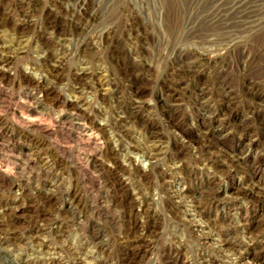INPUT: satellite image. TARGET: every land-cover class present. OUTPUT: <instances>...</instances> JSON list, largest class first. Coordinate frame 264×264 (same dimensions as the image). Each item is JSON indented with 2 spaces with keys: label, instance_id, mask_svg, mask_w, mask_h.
<instances>
[{
  "label": "rangeland",
  "instance_id": "obj_1",
  "mask_svg": "<svg viewBox=\"0 0 264 264\" xmlns=\"http://www.w3.org/2000/svg\"><path fill=\"white\" fill-rule=\"evenodd\" d=\"M78 249L264 264V0H0V264Z\"/></svg>",
  "mask_w": 264,
  "mask_h": 264
},
{
  "label": "bare ground",
  "instance_id": "obj_2",
  "mask_svg": "<svg viewBox=\"0 0 264 264\" xmlns=\"http://www.w3.org/2000/svg\"><path fill=\"white\" fill-rule=\"evenodd\" d=\"M119 120L118 121H120L119 123H125L126 124V122L128 121L127 120V118H133V119H137L138 118V116H137V113L136 112H133L132 114H130V116L129 115H127V113H125L124 111H121L119 114H118V117H117ZM127 120V121H126ZM134 122V121H133ZM128 123V122H127ZM129 125V124H128ZM122 127V126H121ZM123 128V127H122ZM123 130L124 129H122V132H123ZM158 147V146H157ZM154 148V147H153ZM39 151V150H38ZM150 155H153L152 154V150H151V152L149 153ZM46 163V162H45ZM54 183V182H53ZM253 189V188H252ZM255 189V188H254ZM250 192L249 193H246V194H253L255 191H253V190H249ZM183 201V200H182ZM185 204V203H184ZM190 207V206H189ZM194 207V206H193ZM188 212V211H187ZM188 214V213H187ZM195 214V213H194ZM116 223L118 222V220L117 221H115ZM99 233V232H98ZM216 236V235H215ZM129 237V233H125V234H123L122 235V238H128ZM211 238H213V240H215L216 241V243L217 242H222V240H219V239H217L216 237H211ZM103 238H102V235L99 233V235H95L93 238H92V242H91V245L93 244L95 247L96 246H98V245H100V244H102L103 242ZM226 241H228V240H226ZM238 242V241H237ZM233 243V242H232ZM240 243V242H239ZM241 244V243H240ZM238 245V244H237ZM134 248H136V246H134L133 247V249ZM41 250H42V246L41 245H39L38 246V251H37V253L36 254H40V252H41ZM88 251V250H87ZM74 252H76L77 253V257H75V260L77 261V264H88V263H86L84 260H85V257L84 258H80L79 257V252H80V250L78 249V251L77 250H75ZM234 253V252H233ZM38 256V255H37ZM239 258V256H237V257H232V255H230L229 254V256L227 255L226 256V259H225V262L226 263H228V264H236L237 262H238V259ZM253 264H257V262H255V263H253Z\"/></svg>",
  "mask_w": 264,
  "mask_h": 264
}]
</instances>
